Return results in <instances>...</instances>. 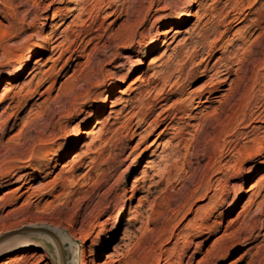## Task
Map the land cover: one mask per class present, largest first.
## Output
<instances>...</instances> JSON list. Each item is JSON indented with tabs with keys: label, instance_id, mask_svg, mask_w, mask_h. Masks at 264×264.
I'll return each instance as SVG.
<instances>
[{
	"label": "rangeland",
	"instance_id": "rangeland-1",
	"mask_svg": "<svg viewBox=\"0 0 264 264\" xmlns=\"http://www.w3.org/2000/svg\"><path fill=\"white\" fill-rule=\"evenodd\" d=\"M255 1L0 0V235L22 226L55 229L66 264L90 260L88 250L97 254L89 264H261L264 212L257 204L264 190L247 211L243 206L252 185L264 188V162L252 170L250 161L264 133L240 140L217 171L223 140L247 132L242 127L249 122L240 124L242 119L264 103V58H250L252 49H245L258 33L249 39L246 28L264 15V0ZM249 2L245 19L227 28L234 7L245 9ZM83 7L90 15L77 20ZM157 27L163 36L154 44ZM214 30L221 38L202 62ZM51 32L52 41L41 43ZM175 48L180 53L169 63L164 109L201 87L204 71L218 62L232 60L233 67L247 60L250 73L237 93L228 85L234 75L227 82L219 76V98L156 138L163 129L159 109L138 128L123 106L130 100L133 106L145 103L146 112L151 108L159 94L147 91ZM31 50L38 52L18 74ZM177 88L185 95H174ZM233 92L237 121L223 133L209 128L200 138V119ZM35 136L39 140L32 141ZM198 145L206 153L200 165L194 158ZM73 157L77 162L68 163ZM198 179L202 191L192 195ZM222 204L224 213L215 212ZM36 237L1 254L0 263L59 264ZM22 252L34 255L18 258Z\"/></svg>",
	"mask_w": 264,
	"mask_h": 264
},
{
	"label": "bare ground",
	"instance_id": "bare-ground-1",
	"mask_svg": "<svg viewBox=\"0 0 264 264\" xmlns=\"http://www.w3.org/2000/svg\"><path fill=\"white\" fill-rule=\"evenodd\" d=\"M253 1L256 2L255 0H253ZM246 4L247 5H246L245 9H244L245 6L243 4L236 5L234 7L235 13L233 14V16L230 19V21L226 24L227 28L232 27L236 23L239 24L241 21H243L245 19V17L248 14V13L245 14V10L246 9L250 10V8L253 5L250 2L246 3ZM85 11L86 10H85L84 7L81 8L80 11H78L79 14L77 13L76 19L78 20L84 14L90 15V13H89L90 11H88V10H87V12H85ZM136 12H137V8H135V7L132 8V14H131L130 17H132L133 21L136 18ZM262 13L263 12H261L260 14H262ZM113 14H118L117 18H119L121 13L118 11V9H116V10H114ZM188 17H189V10L187 11V14H186V18H188ZM47 23H48V19L45 18L44 23L42 25L44 27H47V25H48ZM156 30H157V32H156V39L154 40V44H159L161 42V38L163 36V32L159 29V27H157ZM246 30H247V35H248L249 39L252 38L253 36H255V34L258 32L256 34L252 44L249 43L248 46L245 47L246 50L250 49L249 51H251V49H252V52H250L251 55H250V53L248 54V55H250L249 57L250 58H254L255 60H262V58H264V15L263 14L259 15V17H256V19H254V21L250 22V24L248 25ZM212 34L215 35V37L210 42V44L208 45L207 50L205 52V57L201 58L202 62L204 60L211 59L210 57H211L212 48L219 42V39L221 38V35H222V34H219L218 32H216V30H214ZM52 38H53V32L45 33V34L42 35L41 43H44V44L47 45L48 42L52 41ZM243 40H245L246 42L249 41L248 39H245V38H243ZM163 46H164V43H162L160 45V47H163ZM37 52L38 51H35V50L29 51V53L27 54V57L25 59V64L21 65L18 68V70H17L18 74L24 73V71L26 69V66H27L26 65L27 62L30 61L32 56L36 55ZM179 53H180V50H177L175 48L174 51H173V54H172V58H168V60L166 59V61L163 64L162 70L160 71L161 73H159V77H157L156 81H154L155 84L153 83L154 85H152V87H150V89L147 91L148 94H151L152 92H156V93L159 94L157 96L156 100L152 103V106L150 108L151 110L148 109L147 112H146V110L144 109V107H145L144 104L145 103L143 104L141 102L137 103V105H135V106L130 105V100H127L125 102V106H123V109L127 110L128 114H131L130 121L132 122L134 119H136L135 126H137L138 128H141L144 125H146L147 122L149 121V119L152 117V115L155 114L154 113L155 110L159 109L160 111L158 113V116L161 117V119L157 123H158V127L163 126V129L156 134V136H155L156 138H159L161 136L163 131L167 129V127L170 125V123H172L174 121H178L179 123H181L180 121L183 120V119H188V120L195 119V116L198 115L199 113L195 112L193 114L194 110H196L197 108H202L203 105L209 104L213 100H216L217 98H219L218 96L214 95L217 92L218 88H219L218 82H216V80H218L219 76H221L223 78V79H221L220 82H227V81L230 80L231 76L234 75V78L232 80H230V83L228 85H229V89L230 90H234V92L236 90L235 93H237L238 90L241 89V86H243L244 81L246 82V80L248 78V74L250 73V68H249L250 67V63L247 60H245L244 62L243 61H236L237 63L233 64L234 66H236V68H234V69H233L234 66L233 67L231 66L232 65L231 62L234 63V61H232V60H231V62L230 61L228 62V61L225 60L226 62H224L222 64H218L219 63L218 62V63L214 64L212 67H210V69L206 70L207 72L204 71V73H206L204 75V77H206L207 80L205 81V83L201 87H199L196 90H192L191 92H189L186 95L185 98L179 99L175 103V105L173 107H170V109H164V106H165V104H166V102L168 100L167 97H166V94H165V88H166V86H168L169 80L172 77V73L170 71L169 63H170V61H172V59L175 60L176 58H178L179 57ZM221 61H223V60H221ZM132 73H133V71L129 74V76ZM178 76H176L177 79L174 82L175 86H177L178 83H179V77ZM157 86H159V88ZM170 87H171V85H170ZM177 89L174 90V92H173L174 95H179V96H182L183 94L185 95V92H184L183 88L178 89V90ZM230 90H228V92ZM234 92L232 93V95L229 94L227 96L220 97L221 99L218 101L219 102L218 107H216L215 109H213L209 113H206L208 117H205V118L203 117V118L200 119V123L203 125L202 132L198 135L200 138H203L204 136L207 135L206 131L209 128L211 130H213V132L215 131L216 128H220V131L223 133V131L226 130L227 128L231 129V126L235 123V120L237 121V119H235L236 118L235 117L236 116V110L234 112V105L231 103V100L233 99V96H234L233 94H235ZM262 102H261V104L258 103V105L255 106L254 112L253 111H252V113L250 112L251 115L250 116L248 115L249 117H247V118L244 117L243 119L241 118L242 121L240 119V121H241L240 124H243L244 122H249L244 127H242L243 129H247L248 130L247 132L238 133V135L240 134L239 135L240 138L237 137V135H235V139H233V140L232 139H229V140L226 139L227 141H225V140H223V142L221 141L222 144H221V147H220V150H219V154H218V157H217V159H218V161H217V164H218L217 171H218V173L222 172V168L224 166V164H222V162L232 153V151L234 150L235 146L238 145L237 143H240V140H242V139L249 140V138L251 136L257 137L259 134L264 133V103H262ZM206 108H207L206 106L203 107V110H206ZM199 112H202V111H199ZM240 121H238V122H240ZM212 126H214V127H212ZM236 127L238 128V126H236ZM210 132H212V131H210ZM233 132H235V131H232V133ZM220 133L218 131L219 135H220ZM218 139H220V138H218ZM34 140H39L38 136L33 137L32 141H34ZM254 140H255V138H254ZM259 146L260 147H259V150L257 152V155L254 157V159L250 160L251 164L252 163L255 164L252 167V170L257 169L264 162V134L262 135L261 140H259ZM205 154L206 153H205L204 148H201L200 145L195 147L194 158L197 161L196 162L197 165H200V163L204 161V159L206 158ZM170 155H171V153L167 157H170ZM164 159L167 160L166 157ZM74 161L77 162L76 159L73 157V158L70 159V161H68V163H70V162L74 163ZM160 163L161 162L159 161V164ZM47 166H48V164H47ZM11 169H13V167ZM31 169H33V168H31ZM20 170H23V169L21 168ZM252 170H251V172H252ZM19 177H20V175H19ZM19 177H18V179H19ZM31 180L29 179V181H31ZM261 181H258V182H261ZM197 184H198V186L196 188H194V191H192V195H195V194H197V193L202 191L201 189L203 188V185H204L203 179H198ZM261 184H262V182H261ZM187 187H191V184L189 183L187 185ZM30 190H31V187H28L27 190L25 192H23V194L29 192ZM251 190L253 192H252V194H251V196L249 198V201L247 202V204H244V206H243L246 209V211H247V209L249 207H251V206H253L255 204L256 200L261 196L262 191L264 190V188L262 187V185H260V183H257L255 185H252ZM23 194H21V195H23ZM32 194H34V193L31 192L27 196L28 197L32 196ZM28 197H27V200H28ZM262 198L264 199V195H263ZM263 201L264 200H262V202L257 204V205H259L257 207H260L262 212H264V203H263ZM2 204H4V203H2ZM26 204L28 205L27 202H26ZM1 206L3 208V205H1ZM28 207H30V206H28ZM225 209H226V207L223 204L218 206V207H216V209L214 207V211L215 212L216 211L219 212V214H221V212L223 214ZM258 213H259V211H258ZM259 215H260V213H259ZM257 221H258V218H257ZM257 221H256V217H254L253 219H251L249 221L248 227L250 228V232H252L254 230V228H255V226L257 224ZM34 227H45V226L44 225H42V226L41 225L40 226H31L29 228H34ZM22 228H24V227L22 226L21 228H18V229L16 228V229H13V230L8 231V232H15V231H18V230H20ZM54 230L55 229H52L53 233H56ZM213 232H214V230H210L209 234H211ZM239 233L243 234L244 231H241ZM33 236H37L35 239H38L37 241L39 243L43 244L44 247L49 246L50 248H52L54 254H56V256L58 258V253H57V249L55 247V243H54V241L52 240V238L50 236L44 235V234H31V233H28V232H22L20 234H16V235L11 236V237L7 238L6 240L0 242V255L8 252L9 250L15 248L16 246H19L22 243H26V242L28 243L30 241H34V240H31V238ZM87 252H88L87 253V258H89L90 260H88V259L84 260L83 264H89L90 262H92L91 258H93V256H97V254H93L90 250H88ZM44 254L46 255V253H44ZM33 255H34L33 253L22 252V253H19V255H17V257L21 258V259H28V258H31ZM8 260H11V259H7V261ZM7 261H3V263H0V264H7ZM261 264H264V258L261 260Z\"/></svg>",
	"mask_w": 264,
	"mask_h": 264
},
{
	"label": "water",
	"instance_id": "water-1",
	"mask_svg": "<svg viewBox=\"0 0 264 264\" xmlns=\"http://www.w3.org/2000/svg\"><path fill=\"white\" fill-rule=\"evenodd\" d=\"M22 232H28L31 234H44V235L50 236L52 238V240L54 241L55 247L57 249L59 264H66L65 258H64V253H63V247L61 245V242L59 241V238L57 237L56 233H53L52 229H49L46 227H34V228L24 227V228H22L18 231H15V232H7V233L0 235V242L6 240L7 238L14 236L16 234H20Z\"/></svg>",
	"mask_w": 264,
	"mask_h": 264
}]
</instances>
